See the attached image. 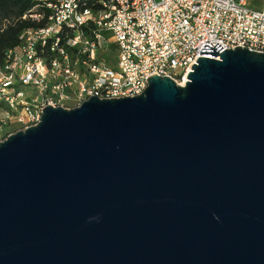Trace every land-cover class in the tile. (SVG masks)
<instances>
[{"label": "water", "instance_id": "obj_1", "mask_svg": "<svg viewBox=\"0 0 264 264\" xmlns=\"http://www.w3.org/2000/svg\"><path fill=\"white\" fill-rule=\"evenodd\" d=\"M213 47L0 142V264H264V53Z\"/></svg>", "mask_w": 264, "mask_h": 264}, {"label": "built area", "instance_id": "obj_2", "mask_svg": "<svg viewBox=\"0 0 264 264\" xmlns=\"http://www.w3.org/2000/svg\"><path fill=\"white\" fill-rule=\"evenodd\" d=\"M32 1L24 19L46 23L0 65V132L36 126L48 106L140 96L153 76L184 85L199 57L212 58L205 45L264 53V5L249 0Z\"/></svg>", "mask_w": 264, "mask_h": 264}, {"label": "trees", "instance_id": "obj_3", "mask_svg": "<svg viewBox=\"0 0 264 264\" xmlns=\"http://www.w3.org/2000/svg\"><path fill=\"white\" fill-rule=\"evenodd\" d=\"M34 7L32 0H0V65L6 61L8 52L20 45V37L26 30L45 25L46 20L37 23L31 18L24 19Z\"/></svg>", "mask_w": 264, "mask_h": 264}, {"label": "rangeland", "instance_id": "obj_4", "mask_svg": "<svg viewBox=\"0 0 264 264\" xmlns=\"http://www.w3.org/2000/svg\"><path fill=\"white\" fill-rule=\"evenodd\" d=\"M249 4L253 7V9H260L264 5V0H249ZM19 129L20 126L15 125L14 123L10 124L9 126H6V129L0 132V142H3L5 139H7L8 136L18 132Z\"/></svg>", "mask_w": 264, "mask_h": 264}, {"label": "bare ground", "instance_id": "obj_5", "mask_svg": "<svg viewBox=\"0 0 264 264\" xmlns=\"http://www.w3.org/2000/svg\"><path fill=\"white\" fill-rule=\"evenodd\" d=\"M187 81V80H186Z\"/></svg>", "mask_w": 264, "mask_h": 264}]
</instances>
